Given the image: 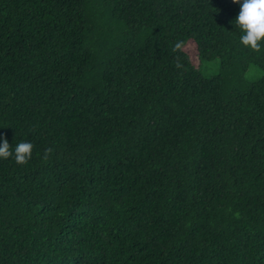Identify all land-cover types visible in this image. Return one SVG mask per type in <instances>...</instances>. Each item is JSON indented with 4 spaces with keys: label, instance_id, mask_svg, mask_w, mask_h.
<instances>
[{
    "label": "trees",
    "instance_id": "trees-1",
    "mask_svg": "<svg viewBox=\"0 0 264 264\" xmlns=\"http://www.w3.org/2000/svg\"><path fill=\"white\" fill-rule=\"evenodd\" d=\"M240 6L0 0V143L33 144L0 159V264H264V43Z\"/></svg>",
    "mask_w": 264,
    "mask_h": 264
},
{
    "label": "clouds",
    "instance_id": "clouds-1",
    "mask_svg": "<svg viewBox=\"0 0 264 264\" xmlns=\"http://www.w3.org/2000/svg\"><path fill=\"white\" fill-rule=\"evenodd\" d=\"M233 3L240 4V11L235 18V26L238 27L243 35L240 37L241 43L253 51L261 50V43H264V0H233ZM177 49L179 44L175 46ZM179 66V65H177ZM33 144L21 142L16 145L14 153L10 150L7 139L0 143V159H8L14 155L17 164H27L31 159ZM51 148L45 150L44 159L47 160Z\"/></svg>",
    "mask_w": 264,
    "mask_h": 264
},
{
    "label": "rangeland",
    "instance_id": "rangeland-1",
    "mask_svg": "<svg viewBox=\"0 0 264 264\" xmlns=\"http://www.w3.org/2000/svg\"><path fill=\"white\" fill-rule=\"evenodd\" d=\"M190 54L194 55V51L191 48ZM220 60L218 57L209 60V61H202L201 62V71L204 75H210L214 72H217L219 69ZM264 75V72L256 65L250 64L248 65L247 70L245 71V80L250 82H256L258 81L262 76Z\"/></svg>",
    "mask_w": 264,
    "mask_h": 264
}]
</instances>
